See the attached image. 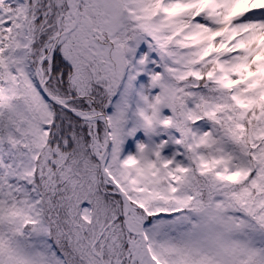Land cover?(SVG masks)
Masks as SVG:
<instances>
[{
    "label": "snow or ice",
    "instance_id": "6c2138e0",
    "mask_svg": "<svg viewBox=\"0 0 264 264\" xmlns=\"http://www.w3.org/2000/svg\"><path fill=\"white\" fill-rule=\"evenodd\" d=\"M0 264H264V0H0Z\"/></svg>",
    "mask_w": 264,
    "mask_h": 264
}]
</instances>
